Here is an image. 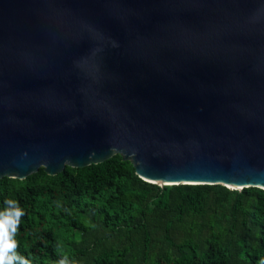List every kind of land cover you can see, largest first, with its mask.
<instances>
[{"label":"water","instance_id":"1","mask_svg":"<svg viewBox=\"0 0 264 264\" xmlns=\"http://www.w3.org/2000/svg\"><path fill=\"white\" fill-rule=\"evenodd\" d=\"M116 155L264 188V0H0V179Z\"/></svg>","mask_w":264,"mask_h":264},{"label":"trees","instance_id":"2","mask_svg":"<svg viewBox=\"0 0 264 264\" xmlns=\"http://www.w3.org/2000/svg\"><path fill=\"white\" fill-rule=\"evenodd\" d=\"M19 201L18 251L31 264H264V188L159 186L121 155L56 175L0 179Z\"/></svg>","mask_w":264,"mask_h":264},{"label":"clouds","instance_id":"3","mask_svg":"<svg viewBox=\"0 0 264 264\" xmlns=\"http://www.w3.org/2000/svg\"><path fill=\"white\" fill-rule=\"evenodd\" d=\"M25 214L18 200L9 198L4 201V208L0 210V264H31V260L18 251L17 236ZM57 251L61 259L56 264H75L66 254Z\"/></svg>","mask_w":264,"mask_h":264}]
</instances>
